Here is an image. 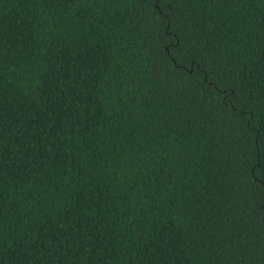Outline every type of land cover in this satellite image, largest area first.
<instances>
[{
  "label": "trees",
  "instance_id": "obj_1",
  "mask_svg": "<svg viewBox=\"0 0 264 264\" xmlns=\"http://www.w3.org/2000/svg\"><path fill=\"white\" fill-rule=\"evenodd\" d=\"M262 181L264 0H0V264H264Z\"/></svg>",
  "mask_w": 264,
  "mask_h": 264
},
{
  "label": "snow or ice",
  "instance_id": "obj_2",
  "mask_svg": "<svg viewBox=\"0 0 264 264\" xmlns=\"http://www.w3.org/2000/svg\"><path fill=\"white\" fill-rule=\"evenodd\" d=\"M60 2L67 4L69 8H78L82 0H60ZM261 183H264V181ZM257 191H260L261 195L259 199L256 200V204L262 211H264V203H262V201H264V190L257 189Z\"/></svg>",
  "mask_w": 264,
  "mask_h": 264
}]
</instances>
